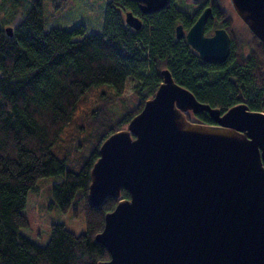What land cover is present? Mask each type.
Here are the masks:
<instances>
[{
    "label": "trees",
    "instance_id": "obj_1",
    "mask_svg": "<svg viewBox=\"0 0 264 264\" xmlns=\"http://www.w3.org/2000/svg\"><path fill=\"white\" fill-rule=\"evenodd\" d=\"M43 2L0 0V264H97L109 253L94 236L105 214L129 198L121 190L118 199L90 204V170L101 143L153 96L163 70L221 114L238 104L264 113V43L248 28V38L237 35L215 0L204 31L218 26L229 34L230 54L221 64L202 61L185 38L176 37L177 25L188 30L198 18L197 5L180 9L171 0L143 14L136 2L106 0L102 31L85 34L82 25L45 31ZM49 2L60 10L70 0ZM8 6L13 10L7 14ZM126 12L141 21L139 29L125 23ZM127 80L135 83L128 95ZM187 119L213 124L206 112ZM44 177L54 178L49 189L62 213L79 204L85 231L76 235L53 223L40 246L20 230L28 226L22 213L27 193Z\"/></svg>",
    "mask_w": 264,
    "mask_h": 264
},
{
    "label": "water",
    "instance_id": "obj_2",
    "mask_svg": "<svg viewBox=\"0 0 264 264\" xmlns=\"http://www.w3.org/2000/svg\"><path fill=\"white\" fill-rule=\"evenodd\" d=\"M128 1L153 14L171 0ZM230 3L264 43V0ZM210 11L205 8L184 37L202 61L221 64L230 38L223 28L205 35ZM124 21L141 27L131 12ZM5 31L10 36L12 28ZM161 75L141 110L101 143L90 170L92 206L118 199L121 190L129 196L105 214L94 236L109 253L97 264H264V113L238 104L221 114L176 84L168 70ZM202 112L213 124L187 119Z\"/></svg>",
    "mask_w": 264,
    "mask_h": 264
},
{
    "label": "rangeland",
    "instance_id": "obj_3",
    "mask_svg": "<svg viewBox=\"0 0 264 264\" xmlns=\"http://www.w3.org/2000/svg\"><path fill=\"white\" fill-rule=\"evenodd\" d=\"M105 1L106 0H70L68 6L59 10L54 8L49 0H44V30L48 31L52 28L69 29L73 26L82 25L85 34L99 33L102 31ZM215 1L221 9L226 10L231 16L236 34L239 36L241 35L244 39L248 38L247 27L234 12L230 0ZM176 6L180 9L184 7L188 10L194 7L191 0H176ZM5 9L7 10V14L13 10L9 6ZM19 9L22 8L20 7ZM22 12L23 9L20 11L19 15H22ZM17 14L16 12V16ZM3 15L4 14H1L0 18ZM134 85L135 83L131 80H127L124 93L126 95L130 94ZM188 115L191 116V113H188ZM53 182V177L39 179L37 182V189L28 191L25 206L22 210L28 226L21 229L20 233L40 246H45L48 242L50 237V225L53 223L63 224L66 229L76 235L85 231L84 216L79 204L74 203L68 212L62 213L54 203L49 189V186ZM73 209L76 210L75 215L73 214Z\"/></svg>",
    "mask_w": 264,
    "mask_h": 264
},
{
    "label": "flooded vegetation",
    "instance_id": "obj_4",
    "mask_svg": "<svg viewBox=\"0 0 264 264\" xmlns=\"http://www.w3.org/2000/svg\"><path fill=\"white\" fill-rule=\"evenodd\" d=\"M192 1V0H191ZM193 2V5L194 6H198V8H200L201 9V11H200V14H201V12L205 9V8H210L211 9V11H210V14L208 15V17H207V20H206V22H205V25L207 24V21H208V19H210L212 16H211V14H212V8H213V6L211 5V3H210V0H196V1H192ZM199 14V15H200ZM232 22H233V20H232ZM244 24V23H243ZM179 25H181V24H179ZM193 25V24H192ZM191 25V26H192ZM234 25V24H233ZM182 26V25H181ZM205 28V27H204ZM219 28H223V27H216V28H214L208 35L207 34H205L206 36H211L212 34H213V32H214V30H216V29H219ZM223 29H225V28H223ZM234 29V28H233ZM176 30V29H175ZM226 31V30H225ZM182 32H183V36H181L180 38H185L184 36H185V34H186V32H187V30H185V29H183L182 28ZM227 32V31H226ZM176 34V33H175ZM229 35V34H228ZM229 38H230V36H229ZM230 45H231V38H230Z\"/></svg>",
    "mask_w": 264,
    "mask_h": 264
}]
</instances>
